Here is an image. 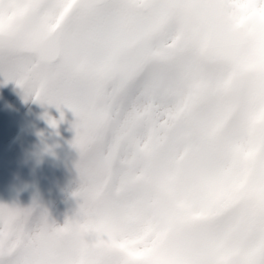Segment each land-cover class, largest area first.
<instances>
[{
	"label": "snow or ice",
	"instance_id": "6c2138e0",
	"mask_svg": "<svg viewBox=\"0 0 264 264\" xmlns=\"http://www.w3.org/2000/svg\"><path fill=\"white\" fill-rule=\"evenodd\" d=\"M0 18L18 21L0 78L75 117L81 206L56 225L0 203V264H264V0H0Z\"/></svg>",
	"mask_w": 264,
	"mask_h": 264
},
{
	"label": "rangeland",
	"instance_id": "374dc122",
	"mask_svg": "<svg viewBox=\"0 0 264 264\" xmlns=\"http://www.w3.org/2000/svg\"><path fill=\"white\" fill-rule=\"evenodd\" d=\"M22 93L12 80L0 78V165L7 168L5 185L13 190L16 205L35 201L52 222L61 225L79 202L73 195L79 185L75 167L79 157L71 143L75 117L62 105L57 108ZM49 117L58 122V137L39 160L28 165L23 157H11L9 146L15 134L45 126Z\"/></svg>",
	"mask_w": 264,
	"mask_h": 264
},
{
	"label": "water",
	"instance_id": "95a60500",
	"mask_svg": "<svg viewBox=\"0 0 264 264\" xmlns=\"http://www.w3.org/2000/svg\"><path fill=\"white\" fill-rule=\"evenodd\" d=\"M57 136V125H52L46 128H40L39 130H33L30 133H26L22 135L15 147L13 154L14 155H21L25 154L29 161H32L36 158V156L42 152L44 147L47 145L50 146L56 139ZM9 193H5L3 195V199L8 202V204H13L14 200H10L8 198Z\"/></svg>",
	"mask_w": 264,
	"mask_h": 264
},
{
	"label": "clouds",
	"instance_id": "9594fccd",
	"mask_svg": "<svg viewBox=\"0 0 264 264\" xmlns=\"http://www.w3.org/2000/svg\"><path fill=\"white\" fill-rule=\"evenodd\" d=\"M18 24L16 19L10 18H0V34H5L13 31ZM69 218H74L77 221L81 219V206L80 201L76 204L75 208L72 210V213Z\"/></svg>",
	"mask_w": 264,
	"mask_h": 264
}]
</instances>
